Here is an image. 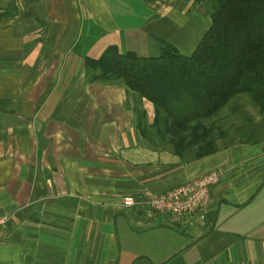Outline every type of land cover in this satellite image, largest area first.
Returning a JSON list of instances; mask_svg holds the SVG:
<instances>
[{
  "label": "crops",
  "instance_id": "obj_1",
  "mask_svg": "<svg viewBox=\"0 0 264 264\" xmlns=\"http://www.w3.org/2000/svg\"><path fill=\"white\" fill-rule=\"evenodd\" d=\"M143 2L0 0V264H264V151L151 150L133 109L150 124L152 106L86 81L84 60L108 47L196 48L188 21ZM210 171L203 226L122 206Z\"/></svg>",
  "mask_w": 264,
  "mask_h": 264
},
{
  "label": "trees",
  "instance_id": "obj_2",
  "mask_svg": "<svg viewBox=\"0 0 264 264\" xmlns=\"http://www.w3.org/2000/svg\"><path fill=\"white\" fill-rule=\"evenodd\" d=\"M185 1L209 10L210 26L191 55L168 44L156 57L108 47L84 60V72L87 82L122 86L152 106L150 124L133 109L149 149L170 147L174 156L196 160L216 151L213 132L222 133L212 119L234 100L248 98L264 118V0Z\"/></svg>",
  "mask_w": 264,
  "mask_h": 264
},
{
  "label": "rangeland",
  "instance_id": "obj_3",
  "mask_svg": "<svg viewBox=\"0 0 264 264\" xmlns=\"http://www.w3.org/2000/svg\"><path fill=\"white\" fill-rule=\"evenodd\" d=\"M143 3L148 4L154 10L159 12L165 10L170 11V13H175L181 15L184 21H188V28L183 22L182 32L189 31L193 37L197 34L198 40H201L205 32L210 26V21L208 17V7L204 2L196 3L185 0H144ZM8 11V9H7ZM5 12V10H4ZM0 13V23H5V17L7 13ZM10 13H8L9 15ZM190 35V36H191ZM196 41L197 44L199 41ZM139 39L130 40V44H140ZM156 45H165L163 42ZM170 46V45H168ZM171 47V46H170ZM155 53H147L140 51L138 56L140 57H156L159 54V50L155 48ZM177 51V50H176ZM194 51H181L178 50L179 55L189 56ZM213 123L215 126L219 127L221 135L214 131L213 133L219 138L217 142L213 145L216 146H232L238 145H255L260 147L264 151V118L258 112V109L251 104L250 100L246 97L234 100L231 102L216 118H213ZM148 118H146V122ZM215 138V139H217ZM214 139V138H213ZM156 149V148H155ZM160 150L172 149V148H159ZM189 157L194 158V155ZM176 187V186H175ZM174 188V187H173ZM156 193V192H150ZM210 206V204H209ZM209 208V207H208Z\"/></svg>",
  "mask_w": 264,
  "mask_h": 264
},
{
  "label": "built area",
  "instance_id": "obj_4",
  "mask_svg": "<svg viewBox=\"0 0 264 264\" xmlns=\"http://www.w3.org/2000/svg\"><path fill=\"white\" fill-rule=\"evenodd\" d=\"M221 173L210 171L201 177L182 183L163 193H144L140 200L131 197L121 201L124 209L143 205L149 217L162 216L178 219L184 227L203 226L210 204V191L219 183ZM5 221L0 218V228Z\"/></svg>",
  "mask_w": 264,
  "mask_h": 264
}]
</instances>
